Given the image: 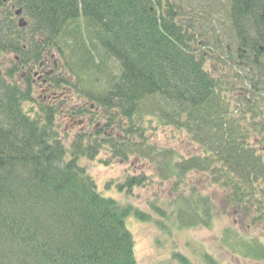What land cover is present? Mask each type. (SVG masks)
I'll return each mask as SVG.
<instances>
[{
  "label": "trees",
  "instance_id": "trees-1",
  "mask_svg": "<svg viewBox=\"0 0 264 264\" xmlns=\"http://www.w3.org/2000/svg\"><path fill=\"white\" fill-rule=\"evenodd\" d=\"M0 17V67L15 56L0 71V264H139L131 218L214 228L215 201L196 183L205 178L227 211L264 223V0H0ZM52 54L66 78L49 76L50 88L75 87L69 101L34 98L32 68ZM160 129L188 150L152 144ZM130 156L156 162L154 177L169 186L148 212L104 195L87 168ZM153 184L141 174L116 189ZM222 240L234 256L264 263V241L229 227ZM173 259L194 264L183 251Z\"/></svg>",
  "mask_w": 264,
  "mask_h": 264
},
{
  "label": "rangeland",
  "instance_id": "rangeland-1",
  "mask_svg": "<svg viewBox=\"0 0 264 264\" xmlns=\"http://www.w3.org/2000/svg\"><path fill=\"white\" fill-rule=\"evenodd\" d=\"M54 57L49 56L47 62V69L43 75H47L50 71L55 69L53 77L59 79H65L62 76V68L60 60L56 55ZM15 56L13 54H8L6 59L2 61V67L0 71L5 72L9 67V62L13 61ZM35 88H34V98L40 100L41 102H50L53 97L61 98L62 96L65 100L71 98L69 94H77L76 88L71 86L69 89H56L53 87L49 88L47 85L43 84L42 80L34 77ZM58 94L60 96L58 97ZM67 94V95H64ZM237 96L243 97L241 94H235L234 100H238ZM69 101V100H68ZM240 103V102H239ZM71 106L74 105L76 108H80L83 105L82 101H74L70 103ZM67 110H64L66 112ZM83 122H87V117L80 118ZM79 120V119H78ZM62 122L64 127L62 128L64 132L66 128H71V122H69L68 117H62ZM98 123V121H97ZM96 123V124H97ZM102 121L99 124L92 125L90 130H94V127L98 129L101 127ZM100 125V127H99ZM73 130V128H72ZM74 130H78L75 129ZM72 135V132H71ZM152 137V144L158 145L160 148H173L178 152H185L188 150L185 141L182 143V136L176 132H172L170 129H160L157 134H149ZM73 137H68L69 141H72ZM263 147H260V149ZM263 154V153H262ZM264 156V154H263ZM87 168L90 174L96 179L98 190L103 192L107 196H115L117 199H121L125 202H129L139 207L144 211H150L147 204L154 199L157 193L161 197L169 195V186L163 184L154 177L156 175V170L154 165L156 162H146L139 160L136 157L130 156V159L126 162L114 161L111 166L105 163H100L99 161L89 162ZM146 175L153 179L154 184L150 188H134L130 193L118 192L116 187L118 183H122L126 177L133 176L137 177L139 175ZM205 178V177H204ZM110 182V187L107 189L106 183ZM207 179H200L198 188L202 190L204 195H210L213 197L216 205V224L212 230L206 229H195L190 231H178L176 228L170 227L165 230V227H157L156 224L149 222H142L141 220H135L131 218L128 220L127 226L131 230L135 241V252L139 264H178L176 260L173 259V253L178 251H183L194 264H203L200 254H197L200 250L202 252H209L215 258H218L222 264H264L262 262H252L237 256H234L229 252V249L223 245V230L226 228H231L234 232L238 233V236H245L247 238H255L264 241V223H258L254 225L247 221L246 218H242L240 215H235L232 210H226L227 206L225 201V194L221 190H217L215 187L208 185ZM195 183V184H196ZM164 185V186H161ZM197 187V185H196ZM201 193V194H202ZM128 195L129 199H126ZM251 219V218H250ZM222 243V247H221Z\"/></svg>",
  "mask_w": 264,
  "mask_h": 264
},
{
  "label": "flooded vegetation",
  "instance_id": "flooded-vegetation-1",
  "mask_svg": "<svg viewBox=\"0 0 264 264\" xmlns=\"http://www.w3.org/2000/svg\"><path fill=\"white\" fill-rule=\"evenodd\" d=\"M22 16H24V15H22ZM17 19V18H16ZM18 20V19H17ZM19 29H21L20 27H19ZM22 30V29H21ZM8 57V55L7 56H4L3 58H2V61H3V59H6ZM46 65V66H45ZM46 69H47V63H46V61H44V63L43 64H39L38 66H34V68H32V71H33V77H32V80H33V84L34 85H36V83H35V80H34V77H37L39 80H42V82H43V84H45V85H47L49 88L50 87H52L53 85L50 83L51 81H50V77L49 76H51V75H53L54 73H55V69L54 70H52V71H50V73L49 74H47L46 76L45 75H43V73H45V71H46ZM23 74V75H22ZM21 76H23L22 78H28V74L24 71L23 73H21L20 75H18V77L20 78ZM69 120V119H68ZM72 123V122H71ZM76 125H81V124H79V123H75L74 122V124H73V126L75 127ZM73 127V128H74ZM86 127V126H85ZM85 127H83V129H85ZM82 129V130H83ZM67 128H66V132H67Z\"/></svg>",
  "mask_w": 264,
  "mask_h": 264
},
{
  "label": "water",
  "instance_id": "water-1",
  "mask_svg": "<svg viewBox=\"0 0 264 264\" xmlns=\"http://www.w3.org/2000/svg\"><path fill=\"white\" fill-rule=\"evenodd\" d=\"M20 15H22V10L17 11L15 16L19 17ZM26 25H28L26 20L25 19H21L20 22H19L20 28H24V27H26Z\"/></svg>",
  "mask_w": 264,
  "mask_h": 264
}]
</instances>
